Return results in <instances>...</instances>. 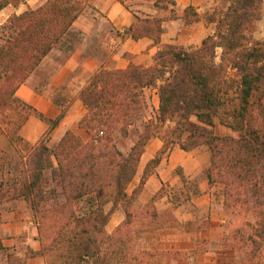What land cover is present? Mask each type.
Segmentation results:
<instances>
[{
    "label": "trees",
    "instance_id": "16d2710c",
    "mask_svg": "<svg viewBox=\"0 0 264 264\" xmlns=\"http://www.w3.org/2000/svg\"><path fill=\"white\" fill-rule=\"evenodd\" d=\"M25 1L0 0V12ZM92 1L46 0L0 26V130L15 149L0 158V170L9 169L0 185L28 203L47 264H150L152 251L139 244L147 227L130 209L126 189L153 137L164 142L156 162L176 145L188 152L209 148L206 174L211 186L223 188L228 213L226 249L238 255V264H264V40L254 37L264 0H222L227 8L207 16L215 30L200 48L163 45L150 67L94 74L81 93L87 114L80 126L88 142L68 131L55 149L48 147L64 110L40 142L26 144L20 132L29 118H45L17 92ZM175 3L156 0L155 6ZM162 32V20L138 18L126 35L155 34L159 42ZM154 90L159 109L148 116ZM139 121L144 131L125 155L115 135L128 134ZM217 122L234 135H216ZM81 201L87 205L82 213ZM109 203L114 208L107 211ZM119 205L127 219L109 234L106 226ZM3 249L0 243V254Z\"/></svg>",
    "mask_w": 264,
    "mask_h": 264
},
{
    "label": "crops",
    "instance_id": "0c3cea01",
    "mask_svg": "<svg viewBox=\"0 0 264 264\" xmlns=\"http://www.w3.org/2000/svg\"><path fill=\"white\" fill-rule=\"evenodd\" d=\"M45 2L26 0L19 6L6 7L0 12V26L11 16L37 9ZM155 2L92 1L17 92L18 98L45 118L37 115L29 118L20 132L26 144L40 142L50 131V120L58 119L64 110L66 116L48 134V147L55 149L68 131L88 142L91 136L80 126L87 114L81 93L94 74L103 69L125 70L132 64L150 67L163 45L200 48L215 30L207 16L220 6L227 8L222 0H176L167 9L157 8ZM138 18L162 20L159 42L155 34L138 40L126 35V30L134 27ZM254 37L264 40V16L257 24ZM152 93L154 106L150 105V109L154 113L159 109V96L155 90ZM215 133L234 135L219 122ZM163 146L159 137L148 141L136 174L126 189L128 196L133 197L130 209L140 212V222L147 227L139 244L152 251L150 264H238V255L225 246L228 213L223 188L211 186L206 174L211 166V151L203 146L188 152L176 145L156 162ZM3 152L12 155L15 149L0 130V158ZM113 208V203L106 207L107 211ZM126 219V209L119 205L106 231L112 234ZM0 243L4 248L0 254L2 264H9L10 260L47 264L40 228L28 203L8 196L7 189L1 185Z\"/></svg>",
    "mask_w": 264,
    "mask_h": 264
},
{
    "label": "rangeland",
    "instance_id": "374dc122",
    "mask_svg": "<svg viewBox=\"0 0 264 264\" xmlns=\"http://www.w3.org/2000/svg\"><path fill=\"white\" fill-rule=\"evenodd\" d=\"M260 27H262V26L260 25ZM257 35H259V34H257ZM150 94H151V92H149V95ZM151 95L153 96V94H151ZM150 105L154 106V104L152 103V100L150 101ZM151 114H152V110L149 109L148 116H150ZM130 130L131 131L128 134H125L122 131H119L115 135L117 145H118L119 149L125 155H129L130 154L133 143H137L138 142L140 134L144 131V127H143L142 123L139 121ZM136 130H139L140 132H137ZM7 156L10 158V153L9 152H7ZM8 171H9V169L7 167L3 171L0 170V182H1V179L4 178L3 174L4 173L5 174L8 173ZM86 206L87 205H86L85 201L79 202L78 211L80 213H82L86 209Z\"/></svg>",
    "mask_w": 264,
    "mask_h": 264
},
{
    "label": "built area",
    "instance_id": "2783aa9c",
    "mask_svg": "<svg viewBox=\"0 0 264 264\" xmlns=\"http://www.w3.org/2000/svg\"><path fill=\"white\" fill-rule=\"evenodd\" d=\"M101 135H103V133H101Z\"/></svg>",
    "mask_w": 264,
    "mask_h": 264
}]
</instances>
